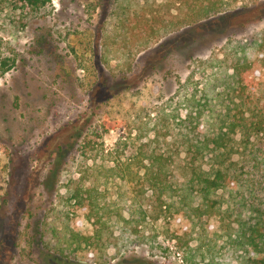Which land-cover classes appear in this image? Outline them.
I'll list each match as a JSON object with an SVG mask.
<instances>
[{
  "label": "rangeland",
  "instance_id": "1",
  "mask_svg": "<svg viewBox=\"0 0 264 264\" xmlns=\"http://www.w3.org/2000/svg\"><path fill=\"white\" fill-rule=\"evenodd\" d=\"M179 3L52 0L32 8L0 0V264H58L57 241L48 234L52 214L74 204L77 193L76 217L87 222L81 227L87 241H74L65 253L82 264L134 257L154 264H212V258L240 264L226 237L204 256L189 251L204 227L236 233L238 221L226 206L206 214L199 197L194 207H182L176 186L194 172L212 176L240 166L264 143V131L239 125L224 147L199 153L187 142L192 127L175 93L188 80L232 74L247 52L264 56V0H210L223 11L147 43L146 20L159 15L174 29L173 16L185 9ZM128 11L145 17L126 31ZM259 60L254 87L243 98H226L233 115L245 111L248 126L264 120ZM201 128L210 140L220 130L204 118ZM164 186L169 189L161 194Z\"/></svg>",
  "mask_w": 264,
  "mask_h": 264
},
{
  "label": "trees",
  "instance_id": "2",
  "mask_svg": "<svg viewBox=\"0 0 264 264\" xmlns=\"http://www.w3.org/2000/svg\"><path fill=\"white\" fill-rule=\"evenodd\" d=\"M24 5L32 8H41L50 4L52 0H20ZM180 2V6L185 9H180L178 15L173 16L177 19L174 29H169V20H165L159 15H152L147 19V43L152 41L153 37L160 35L161 37L169 36L176 32H181L191 28L202 21L212 17L214 14L222 12L221 5L213 7L210 0L194 1V0H176ZM209 2V3H208ZM129 12V11H128ZM122 23L127 31V24L130 22H140L145 15L137 16V14H127L124 12ZM173 18V19H175ZM172 23V22H171ZM130 30H133L131 26ZM261 52H264V46L260 45ZM246 51V50H245ZM247 52V51H246ZM246 55L239 59L237 66L232 74L224 71L223 73L212 72L207 75V78L201 82H193L188 80L183 83L175 95L177 96L179 106L186 107L187 119L190 121L191 130L185 136L187 142L194 145L199 153L205 149H211L212 152L221 149L225 146V139L229 133H234L240 125L245 132L250 130L260 134L264 131V120L253 122L252 125H247L245 111L240 109V119L238 114H232L233 110L226 98H230L232 94H240V98L245 96V92L249 87H254L255 76L258 75L259 59L264 63L262 58H250ZM259 60V61H258ZM4 67L7 62H3ZM9 70V67L3 68L2 74ZM194 74H191V77ZM98 108V106H96ZM178 110V109H176ZM202 118L213 123L214 127H218L219 133L212 140L206 138L201 128ZM224 128L227 131L224 132ZM263 133V132H262ZM212 145V148H211ZM63 157V156H62ZM264 143L261 146H256L248 155L240 161V166L233 169H218L212 176L194 172L192 177L185 183L176 186V198L182 207L190 205L194 207V199L199 197L204 205L205 213H212L216 208L226 206V213L236 217L238 221V230L236 233H231L224 230H214L210 225L204 227V232L199 235L197 246L189 249L192 253L198 251L204 253L213 249V244L219 239L229 241L236 253L240 256V264H264ZM263 169V170H262ZM53 179L45 186L49 191H53ZM167 189L166 186L161 188V194ZM172 189V187H170ZM219 193V194H218ZM216 195L215 198H213ZM74 204H66L60 210H56L52 214L53 227L48 234L52 233L55 239L58 256L55 262L58 264H82L83 262L69 257L70 254L65 253L67 247L72 245L74 241L85 239L81 227H85L80 219H77L75 206H80L81 200L79 193L75 194L70 200ZM189 209V208H188ZM196 211L201 208L197 206ZM181 213L185 214V211ZM75 223V226L71 223ZM62 223L64 228L59 229L58 224ZM208 224V223H207ZM206 224V225H207ZM85 233V232H84ZM77 241V242H78ZM80 247V246H79ZM77 248L80 249V248ZM78 252V251H77ZM78 252V255L79 256ZM189 255V252H187ZM188 255L185 256L189 262ZM204 256V254H203ZM48 264V263H46ZM121 264H154L150 260L144 258L125 259ZM212 264H217L212 258Z\"/></svg>",
  "mask_w": 264,
  "mask_h": 264
}]
</instances>
